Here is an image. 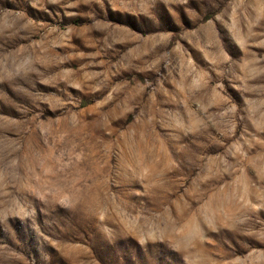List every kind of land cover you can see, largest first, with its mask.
Returning <instances> with one entry per match:
<instances>
[{
    "label": "rangeland",
    "instance_id": "rangeland-1",
    "mask_svg": "<svg viewBox=\"0 0 264 264\" xmlns=\"http://www.w3.org/2000/svg\"><path fill=\"white\" fill-rule=\"evenodd\" d=\"M0 264H264V0H0Z\"/></svg>",
    "mask_w": 264,
    "mask_h": 264
}]
</instances>
